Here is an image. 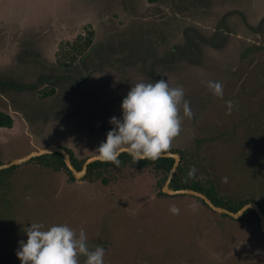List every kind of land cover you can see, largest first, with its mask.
<instances>
[{
	"label": "rangeland",
	"instance_id": "374dc122",
	"mask_svg": "<svg viewBox=\"0 0 264 264\" xmlns=\"http://www.w3.org/2000/svg\"><path fill=\"white\" fill-rule=\"evenodd\" d=\"M86 28L91 48L62 67L59 48ZM162 78L183 86L192 111L181 107L168 152L184 153L217 197L264 203V0H0V111L14 122L0 127V164L51 144L77 161L96 157L130 87ZM57 167L23 163L4 183L0 174V264H20L33 222L83 227L105 264H264L256 217L232 221L195 196L161 195L154 165L88 179Z\"/></svg>",
	"mask_w": 264,
	"mask_h": 264
},
{
	"label": "clouds",
	"instance_id": "9594fccd",
	"mask_svg": "<svg viewBox=\"0 0 264 264\" xmlns=\"http://www.w3.org/2000/svg\"><path fill=\"white\" fill-rule=\"evenodd\" d=\"M206 86L217 97H223L219 82H207ZM226 114L233 109V101H225ZM191 119L190 102L185 98L183 86L172 87L167 79L138 82L130 87L121 102L120 117L109 119L110 130L95 150L101 162L119 167V157L126 152L133 160L157 159L168 152L181 131L182 116ZM195 172L193 168L190 175ZM227 182V177L223 178ZM169 211L178 214L175 205ZM26 240L18 242L16 256L20 264H105L106 249L88 244L83 227L77 231L65 223L45 226L41 222L30 223L24 228Z\"/></svg>",
	"mask_w": 264,
	"mask_h": 264
},
{
	"label": "trees",
	"instance_id": "16d2710c",
	"mask_svg": "<svg viewBox=\"0 0 264 264\" xmlns=\"http://www.w3.org/2000/svg\"><path fill=\"white\" fill-rule=\"evenodd\" d=\"M163 1H167V0H148V2L151 4L163 2ZM93 39H94V30L91 28H88V29L86 28L84 30V34L77 36L75 41H73V42H69V41L67 42L66 41L63 44V47L61 45V47L58 50L59 55L57 57V59H58L57 61L59 62V64L65 68L73 67L72 63L75 62L76 55L80 56V57L83 56L88 51V49L91 48ZM52 93H53V91L50 90L46 95H50ZM12 124H13V119L8 114L0 111V127L11 128ZM65 150L70 154L71 163H72L73 167L77 171H80L85 160L77 161L72 156V154L69 150H67V149H65ZM173 153L180 154V162H179V164H178V166H177V168L173 174V177L170 181V184H169L170 189H172V190L190 189V190L199 192L201 194L206 195L214 205H216L218 207L226 208L231 212H237L245 204L254 201L258 204L262 213L264 214V203H260L258 201L249 200V199L244 200V201L239 200V202H231V201H225V200L217 197V194H216L217 192L215 191V187L213 184H211V182L208 185H205V184L201 183L200 181L196 180L194 178L195 177L194 174H191V175L189 174L190 171L192 170V166H193L191 160H188L185 157L184 153H181L180 151L179 152L175 151ZM119 159L121 161V164L119 167H122L127 163H134V164L139 165L140 167H144V166H148V165H154V166L158 167L159 169H161V171L163 173V177L161 178V181H160L161 183H165V181L167 180V178L169 176L170 170L174 164V160L172 158H157L154 160L153 159H144V160L135 161L126 152L122 153L121 156L119 157ZM29 162H40L46 167H49L50 164L53 163L55 166H58L57 168H62L64 170H66L70 175L69 176L70 179H74L72 172L67 168L66 164L64 163L63 156L59 153L35 157V158H32L31 160L25 162V163L27 164ZM0 165H2V163ZM19 166H21V165H16V166H12V167L5 169V170H0V174H2V175L4 174L3 178H5L4 180H2L3 182L2 181H0V182L4 183V181L6 179H8L9 174H5V173L9 172L10 170H14V169L18 168ZM113 168H116V166H114L111 163L95 161V162L88 165L87 174H86L85 179L93 178V177L99 175V172H101L102 170H103V172H106V170L113 169ZM102 182L105 183L106 182L105 179ZM161 190H162V188H161ZM160 194L163 196H167V197L170 196V195L164 194L162 192H160ZM180 196H188V195H180ZM170 197H173V196H170ZM195 199L199 200L204 207L211 210L204 203V201L202 199L196 198V197H195ZM220 215L222 217L229 218V216H227L225 214H220ZM248 216H254V217H256V219H258V216L256 215V213L253 210L249 209L243 214L241 219L236 220V221H243ZM229 219L232 220L231 218H229ZM236 221H234V222H236Z\"/></svg>",
	"mask_w": 264,
	"mask_h": 264
},
{
	"label": "water",
	"instance_id": "95a60500",
	"mask_svg": "<svg viewBox=\"0 0 264 264\" xmlns=\"http://www.w3.org/2000/svg\"><path fill=\"white\" fill-rule=\"evenodd\" d=\"M54 153H59L63 156V160H64V163L66 164L67 168L72 172L73 176L75 179H79V178H82L84 177L86 174H87V167L89 164L95 162V161H99L101 162L97 156L96 157H91L87 160H85V162L83 163L82 165V168L80 171H77L72 163H71V157H70V154L63 148H60V147H57L56 145H48L46 148L40 150V151H35V152H31L29 153L28 155H26L25 157H22V158H19V159H16V160H13L11 161L10 163H7V164H2L0 165V170H5V169H8L12 166H16V165H21L29 160H31L32 158H35V157H39V156H42V155H51V154H54ZM159 158H172L174 160V164H173V167L171 168L170 170V173H169V176L167 178V180L165 181L164 183V186L162 188V192L163 193H170L171 195H180V194H187V195H192V196H195L197 198H200L204 201V203L213 211L215 212H218L220 214H225L229 217H231L232 219L234 220H239L241 219V217L243 216V214L251 209L253 210L256 215L258 216V219H259V228L261 230V232L264 233V214L262 213L260 207L258 206V204L254 201L252 202H249L247 204H245L244 206H242L237 212H231L229 211L228 209L226 208H222V207H218L216 205H214L211 200L204 194H201L199 192H196V191H193V190H190V189H181V190H172L169 188V184H170V181L173 177V174L180 162V154L178 153H173V152H167L165 153L164 155H162L161 157Z\"/></svg>",
	"mask_w": 264,
	"mask_h": 264
},
{
	"label": "crops",
	"instance_id": "0c3cea01",
	"mask_svg": "<svg viewBox=\"0 0 264 264\" xmlns=\"http://www.w3.org/2000/svg\"><path fill=\"white\" fill-rule=\"evenodd\" d=\"M7 114H8V115L10 114V115H9L10 117L12 116V113H11V112H9V113H7ZM11 118H13V116H12ZM13 123H14V122H13ZM8 129L10 130V129H12V128H8ZM16 159H17V158H16ZM16 159L14 158V159H12V161H13V160H16ZM18 159H19V158H18ZM10 162H11V160L8 161V162H5L4 164L10 163Z\"/></svg>",
	"mask_w": 264,
	"mask_h": 264
},
{
	"label": "flooded vegetation",
	"instance_id": "af4514ba",
	"mask_svg": "<svg viewBox=\"0 0 264 264\" xmlns=\"http://www.w3.org/2000/svg\"><path fill=\"white\" fill-rule=\"evenodd\" d=\"M86 176V175H85Z\"/></svg>",
	"mask_w": 264,
	"mask_h": 264
}]
</instances>
